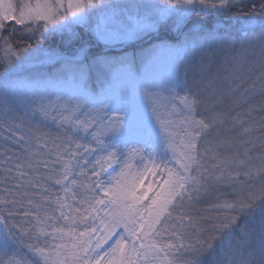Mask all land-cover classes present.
<instances>
[{
	"label": "snow or ice",
	"instance_id": "snow-or-ice-1",
	"mask_svg": "<svg viewBox=\"0 0 264 264\" xmlns=\"http://www.w3.org/2000/svg\"><path fill=\"white\" fill-rule=\"evenodd\" d=\"M240 5L242 0H159V3L145 0L124 6L109 0H20L17 4L0 0V30L12 21L24 29L29 41L44 33L49 36L62 33L96 15L95 39L106 45L111 36L119 35L125 39L147 36L164 46L167 33L175 31L177 37L183 38L181 51L187 65L182 82L177 79L164 91L148 85L142 89V100L159 127L164 155L158 161L154 151L128 148L125 160L138 159L143 167L135 172L122 168L118 175L125 180L108 186L99 179L105 171L104 165L118 163L122 155L119 145L113 147L108 141L125 131H133L132 113L108 103L88 107L85 102L73 103L61 96L52 99L53 93L31 85L4 84V95L0 97V114L4 119L0 127L9 133L4 136L6 141L23 142V153L17 154L11 148L0 150V171L5 173L0 184L15 182V191L8 187L0 189L5 193L0 196V204L11 206L6 210L7 216L0 215L3 225L0 264H264V116L257 125L262 130L261 151L257 156L250 154L256 144L249 140L244 143L251 147L246 146L243 153L221 159L217 149L236 142L218 144L215 139H209L225 123V113L217 109L226 100L231 107L247 105L246 111L230 117L234 124L250 119L257 108L264 112V0L258 6L254 3L247 12L241 7L240 14L247 23L239 39L218 27L206 28L200 21H193L194 17L203 20L227 16ZM256 17L261 18L258 25ZM73 38L78 41L82 36ZM0 41L5 72L28 59L33 49L30 42L23 40L21 47H13L10 37H0ZM74 55L84 60L91 57L98 65L116 73L128 65L127 53L116 57L92 54L87 43L81 44ZM177 87L183 95L175 91ZM256 96L261 100L254 104ZM20 104L24 105V115L16 118L13 114ZM26 118L29 122L36 120L38 125L50 120L65 135L55 138L51 146L47 134L26 139L20 133ZM28 131H32L31 127ZM250 131L251 128L244 129ZM80 133L90 137L89 143L80 142L85 139ZM56 139L60 142L56 143ZM73 146L87 154L106 153L101 157L104 163L96 162L99 171L93 165L87 183L77 178L86 176L84 168L74 171L80 165L74 158L83 154L73 150ZM53 152L57 156L53 163L60 162L61 167L52 168L46 177L40 176L41 165L48 167L42 157ZM63 154H68V159ZM168 155L176 166H168ZM209 156L218 161L210 168L205 163V157ZM84 163L88 161L85 159ZM13 171L15 175H7ZM157 175L164 177L162 182L149 180L144 186L147 177ZM92 177L97 178L95 182ZM40 180L61 186L65 195L51 201L58 206L59 217L50 214L57 209L44 207L48 197L39 201L32 198L40 196L39 192L29 191L43 188ZM221 184L232 187L235 197L211 205L212 215H193L194 202ZM43 190L47 192V188ZM81 191L84 198L78 195ZM8 195L13 199H7ZM68 199L82 207L73 208L66 203ZM25 202L36 210L35 214L30 209L23 213L15 211ZM18 214L34 215L29 228L10 219ZM61 218L65 226L52 225V231H46L50 220ZM89 219L92 225L87 224ZM97 221L103 224L102 228L97 226ZM78 224L84 226L83 231H77ZM121 227L123 232H118ZM40 237H51V241L58 242L46 239L41 246ZM112 240L114 243L104 250ZM11 245H20L21 251L27 252L21 256L10 249ZM27 253L36 259L29 262Z\"/></svg>",
	"mask_w": 264,
	"mask_h": 264
},
{
	"label": "trees",
	"instance_id": "trees-1",
	"mask_svg": "<svg viewBox=\"0 0 264 264\" xmlns=\"http://www.w3.org/2000/svg\"><path fill=\"white\" fill-rule=\"evenodd\" d=\"M110 3H114V0H109ZM131 5L139 3L135 0H117L118 5ZM142 2V1H141ZM140 2V3H141ZM152 3H159V0H153ZM257 6L260 0H242V5L238 6L229 13L227 16H219L212 19L205 17L201 20L199 17H194L193 21H200L207 28L209 25L218 27L222 31H225L232 36L239 39L242 28L246 25V17L240 14L241 7L244 12L251 9L253 4ZM134 12V10H132ZM261 21L260 17H256L255 23L258 25ZM95 19L92 17L90 20H85L80 24H76L71 28L65 29L62 33H55L53 36H49L48 33H44L43 36L28 40V37L24 34L25 31L22 27L17 26L14 22H8L4 30H0V37H10V42L13 47H21L20 41L25 43H31L33 46L32 52L28 59L23 63H18L11 68L8 72H5V65L2 63L3 50L2 41H0V97L4 95L3 86L6 82H10L13 86H28L39 87L41 90L53 93L52 99L56 96H61L65 100H71L73 103L77 101L87 103L88 107L99 106L102 103H108L112 107L121 111L127 110L135 116L133 131L127 132L120 136L112 137L108 143L113 147L119 145L120 153L124 151V145L128 143L130 147L143 148L148 142L156 145L159 152V157L164 155L163 151V139L159 133V127L156 124L155 119L152 117L151 110L144 104L142 100V89L148 85L161 91L166 90L169 86L179 79L183 81L184 69L186 65V57L181 49L184 46L183 38L177 37L175 31L167 33V44L160 45V41L151 39L144 36L139 39H129L128 43H124L122 49L117 50L116 47H111L109 44L98 42L95 39ZM191 26V25H190ZM13 29H16L13 32ZM186 31V30H185ZM74 36H82L81 40H75ZM87 43L92 54H103L110 57L122 56L124 53L128 54V65L123 71L116 73L111 71L106 66H101L95 63L91 57L87 60L77 57L74 54L81 44ZM199 43L197 51L199 52ZM119 45V44H118ZM120 44L119 46H121ZM206 46V44H205ZM179 69V77H177V70ZM215 70V66L213 68ZM192 69H188V78L191 83ZM180 95H183V91L180 87L175 89ZM167 94V93H165ZM261 100L260 96H256L253 103H257ZM247 105L241 107H231L226 100L221 109L225 113V123L217 128L209 139H215L216 143L232 142L235 144H225L224 147L217 149V155L221 159L233 157L237 152L243 153L245 147H251V145H245V141L252 140L255 142L256 147L252 149L251 155H259L260 140L262 130L257 126L261 117L264 116V112H261L258 108L253 112L252 117L240 124H234L230 117H235L237 113H243L246 111ZM24 105L20 104L18 111L13 115L19 118L24 115ZM87 109H85L86 111ZM3 116L0 114V123L3 122ZM25 127L20 130L26 139L31 138L33 135L47 134V143L51 146L52 141L57 138H63L65 135L64 130L57 128L56 124L52 121H41L39 125L36 120H29L26 118L23 121ZM7 127V125H5ZM31 127L32 131L29 132L28 128ZM67 128V125L64 126ZM245 128H251L250 132H244ZM218 133V136H217ZM9 133L4 131V127H0V150L4 148H11L13 152L17 154L23 153V147L21 144H11L4 139V136ZM73 135H77L73 133ZM79 136H85V139L80 141L82 143H89L90 137H87L84 133H80ZM42 142H45L42 140ZM60 140L56 139V143ZM83 155H77L74 159L80 162V165L75 167V172H80L81 168L86 171V176L77 177L83 180L84 183L88 182L87 177H91L93 165L96 166V170L99 171L100 165L96 164L98 160H101L102 156H105L104 152H95L91 154L84 153L83 149L76 150ZM112 149L109 148V151ZM41 151H46L42 149ZM64 159H68V154H63ZM88 163L85 164L84 160ZM168 160V166L174 167L175 162L171 159V156L166 157ZM43 161L48 162V167H44L43 164L39 168V175L46 177L50 174L52 168H60L61 163L57 161V156L53 152L46 154L42 157ZM159 161V158H158ZM218 161L216 159L205 157V163L210 168ZM101 163H104L101 160ZM10 167L12 165H9ZM105 171L101 173L99 179L103 180L106 174L111 170H120L122 168L120 161L111 162L105 164ZM35 176V173H31ZM7 175H15V171L8 173ZM5 176V173L0 171V179ZM164 177H161L163 181ZM97 178L92 177V181L95 182ZM259 181H257L258 183ZM14 181H6L4 184H0V189L8 187L15 191L13 187ZM43 185V188H47V192H44L43 188L29 189L30 193H40V196H33L34 200L39 201L41 197H48V200L44 201V207L46 209H57L52 214L54 217H59L60 213L58 206L51 203L56 197L64 196V192L61 186L56 185L54 181L44 180L39 181ZM5 193L0 191V196H4ZM80 198H84V193L81 191L78 193ZM152 195V194H151ZM236 193L233 188L221 184L214 186L206 195H202L200 200L193 204V215H212L214 210L211 205L223 202L225 200H232ZM7 199L11 200V195L7 196ZM20 199V197H16ZM73 208L82 207L75 203V201L68 199L66 201ZM10 205L0 204V215L7 216V209H10ZM30 206L25 202L22 207H17L15 211L17 213H23L25 210H29ZM35 214V209H30ZM65 212L68 209H64ZM43 215V213H41ZM18 224H22L23 227L29 228L30 221L34 220V215L25 217L23 215H16L10 218ZM243 222V221H241ZM93 221L89 219L88 225H92ZM52 225L57 227L65 226V221L61 218L58 221L56 219L49 221V227L46 231H52ZM77 231H83L84 226L82 224L76 225ZM3 225H0V233H2ZM51 241V237H40L38 243L44 246L45 240ZM57 243L58 241H51ZM10 249H14L19 255H25L26 249L21 251L20 245H11ZM11 254V251H10ZM0 255H3V250L0 249ZM27 259L29 262L35 260L30 253H27Z\"/></svg>",
	"mask_w": 264,
	"mask_h": 264
},
{
	"label": "rangeland",
	"instance_id": "rangeland-1",
	"mask_svg": "<svg viewBox=\"0 0 264 264\" xmlns=\"http://www.w3.org/2000/svg\"><path fill=\"white\" fill-rule=\"evenodd\" d=\"M114 1H115L114 4H116V3H117V0H114ZM137 1H138L139 3H140L141 1H142V2H145V0H137ZM12 2H13L14 4H17V3H20V0H12ZM132 2L135 3V0H132ZM150 2H153V0H150ZM124 5H126L125 2H124L123 5H122V3H121V6H124ZM93 17H94V19H95V23H94V24H95V27H96L97 20H98V16L94 15ZM82 22H84V21H82ZM79 24H80V23H79ZM17 26H19V25H17ZM20 27H21V26H20ZM24 34L28 37V34H27V33H24ZM38 36H39V35H38ZM109 40H110V42H109L108 44L111 45V47H116V48L123 47L124 43L126 44V43L129 42V39H125V38H123L122 36H119V35L111 36V37L109 38ZM118 44H119V45L122 44V45L119 46ZM128 148H129L128 143H126V144L124 145V151L122 152V155H120V159H119V161H120V163H121L122 168H123L126 172H135V171L137 170V168H142L143 165H141V164L139 163L138 159H129V160H127V161L125 160L124 157L127 155V149H128ZM142 149H145V150H148V151H154V152H156V153L158 154V155H157V159L159 158V152H158V150H157L156 145H154V144L148 142V143L146 144V146H144ZM127 165H130L131 167H127ZM122 168H121V169H122ZM121 169H120V170L113 169V170H111L108 174H106V176H105L104 179H103V181H104V183H105L106 186H108V185H115L117 180H120L121 182H123V181L125 180V177L118 175V174L121 172ZM161 177H162V176H159V175H157V176H149V177H147V179L145 180V184H144V186H145V187L147 186V182H148L149 180H154V181L160 183V181H161ZM127 179L130 180L131 177L129 176V177H127ZM151 194H152V193H149V195H151ZM100 215H101V216H104V213L101 212ZM105 219H108V217H105ZM97 226L102 228V227H103V224H101L99 221H97ZM117 231H118V232H123V227L117 229ZM100 235H102V233H100ZM94 242H95V241H94ZM112 243H114V240L109 241L108 244H106V245L104 246V250H108V248L111 246Z\"/></svg>",
	"mask_w": 264,
	"mask_h": 264
},
{
	"label": "water",
	"instance_id": "water-1",
	"mask_svg": "<svg viewBox=\"0 0 264 264\" xmlns=\"http://www.w3.org/2000/svg\"><path fill=\"white\" fill-rule=\"evenodd\" d=\"M118 49H121V47H120V48H118Z\"/></svg>",
	"mask_w": 264,
	"mask_h": 264
}]
</instances>
